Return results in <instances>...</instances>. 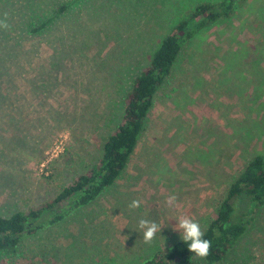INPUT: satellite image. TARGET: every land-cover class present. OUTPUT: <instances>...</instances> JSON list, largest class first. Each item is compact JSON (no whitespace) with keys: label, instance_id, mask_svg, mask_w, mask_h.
Segmentation results:
<instances>
[{"label":"rangeland","instance_id":"1","mask_svg":"<svg viewBox=\"0 0 264 264\" xmlns=\"http://www.w3.org/2000/svg\"><path fill=\"white\" fill-rule=\"evenodd\" d=\"M222 1L0 0V217L43 207L87 174L123 121L135 77L197 6ZM257 156L264 0H239L187 44L116 184L25 237L11 264H143L182 240L180 216L204 232ZM237 204L251 223L219 264H264V206ZM141 219L162 226L151 243Z\"/></svg>","mask_w":264,"mask_h":264},{"label":"trees","instance_id":"2","mask_svg":"<svg viewBox=\"0 0 264 264\" xmlns=\"http://www.w3.org/2000/svg\"><path fill=\"white\" fill-rule=\"evenodd\" d=\"M239 0H223L220 4L203 3L189 18L182 21L162 43L148 68L134 79L133 86L124 97L122 123L109 136L102 157L87 174L80 176L43 207L18 212L11 218L0 217V252L8 256L1 264H11L19 255L23 239L46 227L62 222L70 211L92 205L108 188L113 187L128 168L140 139L146 131L156 95L171 78L174 67L187 44L201 30L230 15ZM246 1V0H242ZM65 7L61 9V12ZM49 21L33 28L40 34ZM246 199L256 207L264 206V157L253 158L234 179L221 205L217 218L203 232L211 241L206 257L190 253L183 240L155 253L143 264H206L223 262L247 233L251 220L239 217L238 202ZM56 212V213H55Z\"/></svg>","mask_w":264,"mask_h":264},{"label":"clouds","instance_id":"3","mask_svg":"<svg viewBox=\"0 0 264 264\" xmlns=\"http://www.w3.org/2000/svg\"><path fill=\"white\" fill-rule=\"evenodd\" d=\"M176 201V197L170 196L167 203L171 206ZM140 201L134 200L129 205L130 208H138ZM139 228L143 231V239L145 243H151L156 234L161 232L162 226L154 221L141 219ZM180 233V237L187 244L190 253H194L198 257H206L211 248V241L204 238V233L198 222L187 216L178 218L177 227L174 229Z\"/></svg>","mask_w":264,"mask_h":264}]
</instances>
